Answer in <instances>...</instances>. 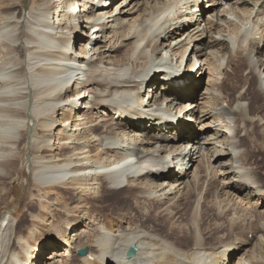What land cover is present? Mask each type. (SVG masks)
<instances>
[{
	"label": "bare ground",
	"instance_id": "bare-ground-1",
	"mask_svg": "<svg viewBox=\"0 0 264 264\" xmlns=\"http://www.w3.org/2000/svg\"><path fill=\"white\" fill-rule=\"evenodd\" d=\"M23 1L0 0V199L24 166L39 212L3 219L0 264H264V1Z\"/></svg>",
	"mask_w": 264,
	"mask_h": 264
},
{
	"label": "rangeland",
	"instance_id": "rangeland-1",
	"mask_svg": "<svg viewBox=\"0 0 264 264\" xmlns=\"http://www.w3.org/2000/svg\"><path fill=\"white\" fill-rule=\"evenodd\" d=\"M119 0L115 1V3H118ZM115 3L112 4V8H116L115 6ZM120 3V2H119ZM203 4V2H202ZM109 5V4H108ZM209 4L207 3H204V6H208ZM40 6V3L39 2H36V1H33V0H24L21 5H20V8L22 10H24L25 12H29V11H33L36 7H39ZM219 6V7H218ZM203 8V7H202ZM211 6L205 8L206 11H211ZM216 8L218 9H222V7H220V5H216ZM198 14H200L199 12H197ZM207 16V15H206ZM202 18V17H201ZM130 18H128L127 20H129ZM203 19V18H202ZM204 25V23H202V26ZM126 28H128V26H126ZM84 45H80V47H83ZM86 48V47H85ZM178 61V59H176ZM195 61H190V62H187V59L185 60L184 62V65L183 67L185 68L186 66V69H185V72L188 71V68H192L194 65ZM176 63V62H175ZM216 66H217V63H216ZM201 67V64L198 63L196 69L194 70V73L192 75H195V71H197V69H199ZM199 72V71H198ZM225 73H227V71H223ZM187 73V72H186ZM216 77V76H215ZM212 78V77H211ZM210 78V75L209 73L204 75L202 77V75H199L198 79L196 78V80L198 81L199 83V86H198V92L199 94H202V93H207L208 92V89H210L211 87V84L210 82H212V79ZM211 79V81H210ZM235 82L233 81H229L227 80L226 81V90L227 91H230V94L231 95H234L235 92H234V85ZM237 84V83H236ZM213 85V84H212ZM207 91V92H206ZM150 92V90L148 89L145 93V95H147L148 93ZM161 97H164L163 95H167V94H164V93H161ZM160 103H161V99H160ZM187 118V117H186ZM192 121V120H191ZM190 126L192 128H194L195 130H198L199 131V122L195 123V120H193L191 123H189ZM259 133H264V128H260L258 129ZM257 132V133H258ZM245 135V133H244ZM207 147H204L202 150L205 151ZM176 168V167H174ZM176 170L175 172H177L178 168L174 169ZM194 170V167L192 169V171ZM264 171V170H263ZM192 177V174L190 175L188 179V181L190 180V178ZM262 179L264 180V172H263V175H261ZM33 175L31 172H29L24 166H22L20 168V173L19 175H17L15 178H14V181L11 185H8L9 187V192L7 193V195L5 196V198L3 199H0V223L3 222V219L5 217H10L12 216L13 217V220L16 222V224H18L17 222H19L21 225H20V229H22L23 231H25L27 229V227L29 225H31V222H30V217L28 215L29 212H33L35 214H37L39 212L38 210V206L36 205V202L34 200H32L31 197H33L35 194H37L36 192V186L34 184V181H33ZM186 179V181H187ZM217 178L215 177L214 179H212L213 183L214 181L216 182ZM216 185H220L219 183L216 184ZM198 188H200V190L197 191L196 193V196H203V202L205 201V199L208 198V201L211 199V196L209 195L208 196V191H209V183H202V185H199ZM203 189V190H202ZM58 191L64 193V190L63 189H57ZM120 192V191H118ZM118 192H110V197H112V199L116 198L115 195H119ZM124 194L123 196H127V197H130V195H127L129 193V189H126L124 191H122ZM126 192V193H125ZM115 193V194H114ZM33 195V196H32ZM47 196V195H45ZM64 196H61V198L64 199ZM120 197V196H118ZM37 198V197H35ZM111 199V201H112ZM121 200L123 199H120L119 202H118V205L117 207L120 208L121 205L123 204L122 202H120ZM188 200V199H187ZM212 200V199H211ZM241 200V199H240ZM240 200H236L238 203H241L243 206H248L246 205V202L242 203ZM110 201V202H111ZM254 202V201H253ZM33 203L35 205H33ZM115 202H111L109 204H105L106 206L107 205H111V204H114ZM121 203V204H120ZM32 204V205H31ZM120 204V205H119ZM44 206L46 208H43L44 212L42 211L40 213V220L42 221H39L37 224H35V228L38 230V234H36L34 240L32 241V246L35 245V243L38 244V242L40 241H45L47 240L48 238H51L53 232L49 231V229L47 230L45 228V225H44V222H48L47 220H43L45 218H41V215L43 217H46V218H49L50 217V210L51 209H47V204L44 203ZM99 206L101 207L100 204H98V208ZM143 206V205H142ZM208 204H204V209H200L201 211L203 210V213L205 214L204 216V222H210L212 220V218L215 216V212L214 210H212V208H208ZM104 209V207H102ZM30 210V211H29ZM152 212V216H154V212L155 210L151 211ZM48 215V217H47ZM52 215L55 216V219L58 221L59 219L63 218L64 215H63V212H60V211H55ZM184 216L185 218L184 219H189L191 218V212L188 211V209L184 212ZM143 219V217H141ZM49 220V219H48ZM22 221V222H21ZM51 221H53L51 219ZM147 222V223H146ZM151 222V226L152 227H159L160 225V222L158 221H154V219H151V220H145L144 222L143 221H137V225H141V224H147L149 225V223ZM155 222V223H154ZM156 225V226H155ZM162 229V227L160 228ZM19 230V229H18ZM77 230V229H76ZM75 231V230H73ZM72 232V231H70ZM41 233V234H40ZM40 234V235H39ZM248 240H250L252 242V245H250L248 247V249H252L253 248V244L255 245L256 243H263L264 244V237H263V233H259L256 237H253V234L249 235L248 237H246ZM85 249V248H83ZM59 250V249H58ZM53 252V249H50L48 250L46 253H45V257L49 256L51 253ZM38 264H45V261L44 259L41 261V262H38Z\"/></svg>",
	"mask_w": 264,
	"mask_h": 264
},
{
	"label": "water",
	"instance_id": "water-1",
	"mask_svg": "<svg viewBox=\"0 0 264 264\" xmlns=\"http://www.w3.org/2000/svg\"><path fill=\"white\" fill-rule=\"evenodd\" d=\"M87 251H88V249H86V250H82V251H79V256H85V254L87 253ZM134 255H135V248L132 247V248L129 250L127 256H128V258H131V257H133Z\"/></svg>",
	"mask_w": 264,
	"mask_h": 264
}]
</instances>
